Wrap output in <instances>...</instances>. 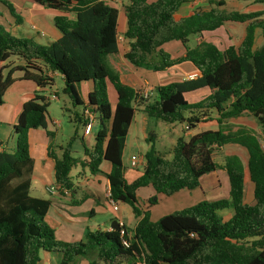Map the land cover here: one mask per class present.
<instances>
[{"label":"trees","instance_id":"1","mask_svg":"<svg viewBox=\"0 0 264 264\" xmlns=\"http://www.w3.org/2000/svg\"><path fill=\"white\" fill-rule=\"evenodd\" d=\"M39 5L59 10L53 25L60 36L41 44L32 36H14L0 24V105L5 91L15 82L13 73L21 71L20 80L39 88L54 83L53 73L61 75L62 91L74 111L75 130L70 140L60 146L53 158L54 184L59 191L73 188L71 169L87 167L91 174L105 176L111 198L127 204L137 222L130 236L121 224L118 229L88 230L79 241L55 237L46 222L50 200L30 194L33 158L28 132L46 129L49 97L34 92L20 102L9 122L15 137L14 151H0V264H38L41 253L59 252L58 264H76L87 257L89 264H264V17L262 11H225L224 0H208L210 8L176 16L181 4L190 0H128L124 4L126 28L123 37L128 49L123 57L134 67L162 71L189 62L198 74L190 79L173 80L155 87L153 100L143 98L131 86L121 82L109 62L117 53V8L108 0H33ZM10 7L6 0H0ZM19 19V15H15ZM225 22L242 24L241 39L223 50L200 41L188 46L191 36L212 31ZM261 29L262 43L254 48L256 29ZM178 41L184 53L171 57L162 45ZM11 57L21 64L12 65ZM110 85L116 95L114 107L108 100ZM82 87V89H81ZM84 87L86 88L84 93ZM210 92L195 102L185 94L201 88ZM168 123L193 124L197 115L215 112L216 129H205L185 139L180 136L166 159L154 149L153 136L143 154L142 173L131 182L124 177L122 152L135 110ZM89 111L99 128L91 148L83 146L85 159L71 154V141L79 127H84ZM188 113V115H185ZM251 118L259 133L250 129L229 130L231 120ZM234 144L246 151V164L240 156H225L223 168L228 179V196L201 200L150 220L137 196L139 187L151 185L155 194L169 196L181 189L199 186L200 178L217 168L213 153ZM245 167L252 183V202L244 201ZM154 197V198H153ZM149 204L157 202L156 195ZM77 204L79 201H74ZM228 209V218L220 214ZM126 240L127 245L122 243Z\"/></svg>","mask_w":264,"mask_h":264},{"label":"crops","instance_id":"2","mask_svg":"<svg viewBox=\"0 0 264 264\" xmlns=\"http://www.w3.org/2000/svg\"><path fill=\"white\" fill-rule=\"evenodd\" d=\"M6 1L8 2V4H10L12 10H14L13 8L14 6L16 7L18 11L17 15H19L20 17L19 19H16L15 15L14 16L10 15L7 7H5L2 2H0V22L2 23V25H4L5 23L8 25L10 34L17 36L19 28L22 25H25L34 31L35 35L37 36V39L40 40L38 43L45 44L48 43L49 41L57 39L60 36V32L53 25V18L54 16L60 14L61 11L39 5L33 0H6ZM203 1L204 0L202 1L193 0L191 2L192 5L196 6L194 11L207 10L210 8V4L208 2H207L208 3L207 6L205 7L202 6L201 2ZM108 3L117 8L118 11L117 36H120L122 38L120 42H117V53L109 56V62L112 65V67L119 73L121 82L131 86L136 92L140 89L141 90L147 89L150 93L148 95L149 99L153 100L156 96L155 87L157 85L165 84L173 80L190 79L198 74L197 70L189 62H182L180 64H176L174 66L168 67L162 71H152L150 69L134 67L128 61H126V59L123 57V53L128 49V41L123 37V33L126 28V18H125L123 6L124 4H127L128 1L125 2L124 0H108ZM225 23L227 24L230 22H225ZM225 23L219 28L209 31L210 33H208L207 36H205V34L208 31H205L200 35H195L196 37L195 42L191 45L189 39L188 46L193 47L196 43L200 41H207L215 44L218 47V45L210 41L208 37L210 36V34L215 32L217 33L220 30H222L225 33L226 32ZM165 44L167 47H165V45L163 44L162 49L168 52L171 57H178L184 53V48L178 41H170ZM218 48L221 49L220 47ZM19 64H21V62ZM12 65H17V64H14V62H12ZM53 75L54 77L55 76L61 77V75L57 73H53ZM20 76L21 75L18 74L17 76L14 77L16 80L5 91L3 95V103L0 105V112H2L0 119H6L8 124L9 122L12 121L13 111L20 102L24 101L26 98L31 96L36 91H39L41 94L45 96H48L49 94V92L46 91V88H39L31 81L18 79ZM85 89L86 88L84 87V93L86 91ZM195 91L199 92L198 94L199 96L191 100H188L187 95ZM195 91L188 92L185 94V98L187 101L189 102L198 101L199 99L203 98L210 92V90L206 87ZM113 94L114 95L112 101L114 106L116 101V95L114 90H113ZM55 95H56L55 99H57L59 97L58 93L55 92ZM185 115H188V113L187 114L185 113ZM215 117L216 114L215 112L212 111L206 112V114L197 115V118L195 119L193 124L189 126L188 131L185 132L184 134H187L188 136L195 134L196 132H192L193 131L192 128L199 127L203 124L214 123L217 125V123L215 122ZM243 119L231 120L229 122H236L237 124H239L237 121ZM95 122L96 121H93L91 131L94 128ZM149 122H150V117H148L141 110V107L137 108V110H135L134 112V116L128 128V132L125 137V143L122 152L124 177L127 180V182L133 181L142 173V168L144 166L143 154L145 153L146 150H148L150 146V142H148L147 146L142 145L143 142L148 141L146 130ZM98 128H99V124H97L95 130L97 131ZM46 129L52 132V130L48 129L47 121H46ZM36 130L37 129H34V131ZM34 131L30 130L28 132V140L31 132ZM130 131H132V137H130ZM36 132H37V137H34V141L32 142L29 140L30 155L33 158L30 194L34 192L35 197H41L50 200V206L47 210L45 219L48 222V224L53 228L55 237L57 239L65 240V241H79L84 238V235L88 230L94 231L100 229L104 231H110L111 229H114L112 225L114 221H117L119 225L121 224L125 225L128 232L132 233L131 230L134 228L138 219L134 217L132 223H130L129 226L126 225L125 214L122 212L121 203L118 204L117 211H114L107 200L106 193L109 190V183L105 176L106 172L109 169V165L107 162H103L101 164L102 173H97V174H91L88 171L87 167L84 168L81 167V170L78 172L77 176H75L73 179V188L70 191L62 192L59 190L58 191L48 190L49 186L55 185L54 177H53L54 161L53 158L48 155V151H53L56 155L59 156L60 150L58 152L54 150V147L50 148V140L48 139L45 129L40 131L37 130ZM90 133L88 134L83 133V134L89 135ZM256 133H259V129H257ZM1 137L2 135L0 136V151L3 150L8 151L4 147ZM178 137H180V135ZM130 143L131 144L138 143L143 147L142 150L138 153L137 156L138 164L135 167H132L130 165V158L125 160L126 148L127 145ZM90 146L92 147L93 144ZM90 146L89 148H91ZM72 153L74 152L71 151V154ZM72 156L74 155L72 154ZM74 157L79 160L85 159L83 151L81 154H78L77 156ZM223 164L219 165V168H217L216 170L203 175L200 178L199 186L192 190L181 189L169 196H164L162 194H155V191L152 188V186L147 185V186L139 187L136 190V196L140 204L142 205L143 209H147L149 211V217L150 220L152 221H156L161 216L166 215L175 210H180L185 207L194 205L201 200L217 199L215 197L213 198V196H209L210 199H205L204 195L208 194L209 192H212L215 189L217 190V188L223 187V177L227 178L226 172L223 168ZM245 164H246V160H245ZM218 170L221 171L222 174L216 173V171ZM246 176H247V171L245 167V185H246ZM249 183L251 185V196H252V183L250 181ZM224 188L226 190H229V186L227 188L226 187ZM155 195L157 198V202L155 204L150 205L149 199H151ZM74 201H79V203L75 204L73 203ZM244 201L245 202L247 201L245 200V190H244ZM165 207L167 209H171L168 210L170 212L168 213L161 212L162 209ZM223 212H229L226 218H228L231 214L230 211H223ZM223 212L221 214H223ZM60 259H61V253L44 251L41 253V257L38 264H58ZM76 264H89V261L87 257H80ZM121 264H127V263H121ZM136 264H144V263L137 262Z\"/></svg>","mask_w":264,"mask_h":264},{"label":"rangeland","instance_id":"3","mask_svg":"<svg viewBox=\"0 0 264 264\" xmlns=\"http://www.w3.org/2000/svg\"><path fill=\"white\" fill-rule=\"evenodd\" d=\"M127 2L128 0H124ZM152 1V0H148ZM193 0H190L189 2H185L181 4V6L178 8L176 12V16H183L186 14H190L194 11L195 7L194 5L191 4ZM202 1V0H201ZM225 1V0H224ZM208 0H204L202 3V6H207ZM3 3V2H2ZM1 3V5H2ZM5 7H7L10 15L14 16L18 14V11L16 7L14 6V10L9 8L6 4L3 3ZM225 11L229 10H239V11H262L263 14L260 16L261 18L264 17V0H226L225 5L221 7ZM2 25V23L0 22ZM6 31H9L8 25L5 23L2 25ZM223 29V28H222ZM225 30L226 32L224 33L222 30L219 32H215L210 34L208 37L210 41L216 43L218 47L221 49H224L226 46L230 44H234L238 42L243 34L244 26L239 25L237 23H225ZM224 30V31H225ZM210 33L209 31L206 32L205 36ZM219 33V34H218ZM17 36H33L34 39L39 42L40 40L37 39V36L35 35L34 31L25 26L22 25L19 30H18V35ZM195 35L190 37V44L192 45L195 42ZM262 43V36H261V29L257 28L256 29V36H255V45L254 48L260 46ZM43 44V43H41ZM165 47L166 44H164ZM10 62H14V64H19L21 62L20 59L17 57H11L9 59ZM21 71H16L13 73V77L17 76L18 74L21 75ZM63 80L60 76H55L54 77V83L51 85V87L46 88V91L49 92L48 97L49 104L47 106V115H46V121L48 125V129L52 130L53 137L48 139L50 140V148L54 147L55 151L59 152V147L66 145V143L70 140V137L73 135L74 130H75V124L72 119L74 111H80V107H77L75 109L72 108L70 101L66 94L63 93L62 88H63ZM82 89V87H81ZM53 92L58 93V98H51L50 94ZM107 94H108V100L109 103L112 107L113 106V90L112 88L108 85L107 88ZM199 92H193L189 93L187 95V99L191 100L193 98H196ZM2 112H0V117H1ZM187 114V113H186ZM4 115V113H3ZM239 124L236 122H230L229 127H227L229 130H238V129H251L252 131L256 132L257 131V125L255 124V121L251 118L245 117L243 120L237 121ZM241 123V124H240ZM97 121L94 123V128L91 131L89 135H84L83 130L84 127H79L77 131V135L74 136V138L71 141V151L74 156H77L78 154H81L83 151V146L89 148L90 145L94 144V134H95V128L97 127ZM185 123H179V122H174V123H168L164 122L162 120H156L154 118H150V122L148 123V127L146 130L147 136L149 134H152L153 136V144H154V149L160 153L164 158L170 159L171 158V148L175 143L176 138L180 136H184L185 139H188V135L184 134L188 130L185 129L184 127ZM218 128V125L214 123L210 124H203L199 127L192 128V132H197L205 129H216ZM37 130H44V128H36ZM31 131L34 129H30ZM29 130V131H30ZM36 130V131H37ZM31 132L29 136L30 141H34V137H37V132ZM2 135V142L6 150H10V152L14 151V142H15V137L12 133L11 126L7 123L6 119H0V136ZM130 137H132V131H130ZM148 141H145L142 143L143 146H147ZM173 144V145H172ZM91 147V146H90ZM142 146L138 143L134 144H128L126 148V157L125 160L128 158L138 156V153L142 150ZM231 153H237L242 161L245 164V157H246V152L244 149L240 148L237 145L233 144H228L220 148L219 150H215L213 153V159L216 163L219 165H222L224 163V158L227 155H230ZM81 170V165H76L71 169V175L73 177L77 176L78 172ZM218 174H222L221 171H216ZM228 181L227 178L223 177V187L222 188H217V190H213L212 192H209L208 194L204 195L205 199H210L209 196H213V198H223L228 195V190H226L224 187H228ZM43 190V188H42ZM32 196H34V192L31 193ZM251 185L248 181V178L246 176V185H245V200L248 202L252 201L251 198ZM154 198V197H153ZM162 201V200H161ZM160 201V202H161ZM246 201V202H247ZM159 202V203H160ZM163 202V201H162ZM120 204V203H118ZM121 209L122 212L125 214V224L130 225L132 221L134 220V215L131 212L130 207L127 204L121 203ZM166 207L162 209L161 212H170ZM223 211H228V209L223 210ZM222 211V212H223ZM220 212V214L222 213ZM171 213V212H170ZM169 214V213H168ZM229 212H223V217L226 218L228 216ZM47 222V221H46ZM48 223V222H47Z\"/></svg>","mask_w":264,"mask_h":264},{"label":"built area","instance_id":"4","mask_svg":"<svg viewBox=\"0 0 264 264\" xmlns=\"http://www.w3.org/2000/svg\"><path fill=\"white\" fill-rule=\"evenodd\" d=\"M121 40H122V38H121L120 36H117V42H120ZM151 90H152V89H151ZM137 93H138L140 96H142L143 98L148 97V95L150 94L149 91H148L147 89H142V90L140 89V90L137 91ZM50 96H51V98H56L55 92H53L52 94H50ZM49 98H50V97H49ZM84 113H85V115L88 117V121H87L86 125L84 126L83 133H84V134H88V133H90L91 128H92V124H93V116H92V114H91L89 111H87V110H85ZM185 129L188 130V129H189V126H186V125H185ZM137 164H138V157H137V156L131 157V158H130V165H131L132 167H135ZM59 189H60V188H59V186H57V185H53V186L51 185V186L48 187V190H49V191H58ZM106 196H107V200H108L109 204L111 205L112 209H113L114 211H117V209H118V203H117L116 201H114V200L111 198L109 190H108V192L106 193ZM120 233H121V234H124V235H127V236H130V235L132 234V233H130V232L124 230V229H121ZM122 243H123L124 245H127L126 240H123Z\"/></svg>","mask_w":264,"mask_h":264},{"label":"water","instance_id":"5","mask_svg":"<svg viewBox=\"0 0 264 264\" xmlns=\"http://www.w3.org/2000/svg\"><path fill=\"white\" fill-rule=\"evenodd\" d=\"M112 225H113V228H114V229H118V228L120 227V225L118 224L117 221H114V222L112 223Z\"/></svg>","mask_w":264,"mask_h":264}]
</instances>
